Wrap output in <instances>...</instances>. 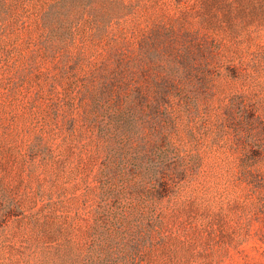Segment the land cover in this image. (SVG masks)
I'll return each instance as SVG.
<instances>
[{
    "label": "rangeland",
    "instance_id": "obj_1",
    "mask_svg": "<svg viewBox=\"0 0 264 264\" xmlns=\"http://www.w3.org/2000/svg\"><path fill=\"white\" fill-rule=\"evenodd\" d=\"M257 178L264 0H0V264H264Z\"/></svg>",
    "mask_w": 264,
    "mask_h": 264
},
{
    "label": "trees",
    "instance_id": "obj_2",
    "mask_svg": "<svg viewBox=\"0 0 264 264\" xmlns=\"http://www.w3.org/2000/svg\"><path fill=\"white\" fill-rule=\"evenodd\" d=\"M122 64L118 66V71L112 75H108L106 78L109 90H114L117 92L115 96L105 94V97L110 101H117L118 104H126L127 108L123 110L118 108L115 110V114L118 116L111 115L110 120L116 125L122 124L125 129L129 130L133 140L131 144H138V136H140V131L138 129L137 116H138V102L144 97H149L150 89L149 85L146 84L145 89L142 88L140 84V75L137 67V60L135 58L128 59L125 56L121 57ZM167 96V92L163 91V97ZM111 98V99H110ZM161 102V100H159ZM123 116L122 121L120 117ZM104 131V128H102ZM138 147V146H137ZM264 178L256 179V186L264 188Z\"/></svg>",
    "mask_w": 264,
    "mask_h": 264
}]
</instances>
